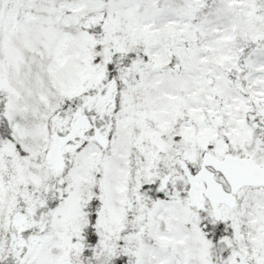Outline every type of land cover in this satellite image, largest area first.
<instances>
[{
  "label": "snow or ice",
  "instance_id": "6c2138e0",
  "mask_svg": "<svg viewBox=\"0 0 264 264\" xmlns=\"http://www.w3.org/2000/svg\"><path fill=\"white\" fill-rule=\"evenodd\" d=\"M0 264H264V0H0Z\"/></svg>",
  "mask_w": 264,
  "mask_h": 264
}]
</instances>
